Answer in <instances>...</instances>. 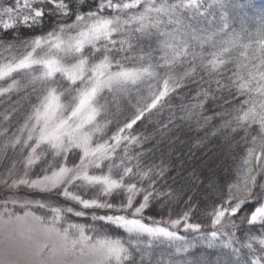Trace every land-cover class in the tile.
Segmentation results:
<instances>
[{"label":"snow or ice","instance_id":"snow-or-ice-1","mask_svg":"<svg viewBox=\"0 0 264 264\" xmlns=\"http://www.w3.org/2000/svg\"><path fill=\"white\" fill-rule=\"evenodd\" d=\"M251 7L242 0H0V50L9 54L0 58V97L20 90L14 74L31 87L23 122L0 129V151L19 149L23 157L4 186L105 210L91 213L86 228L63 215L86 218L85 211L15 195L0 200V264H55L77 249L93 264H264V12L249 16L243 10ZM173 94L191 98L180 106L190 126L203 130L218 118L213 136L244 133L233 178L210 185L216 195L198 222L191 197L180 211L171 207L182 197L161 186L168 166L145 162L148 137L135 131ZM209 102L216 110L204 115ZM161 203L167 218L146 214ZM160 246L167 252L153 260ZM197 248L206 251L189 258Z\"/></svg>","mask_w":264,"mask_h":264},{"label":"trees","instance_id":"trees-1","mask_svg":"<svg viewBox=\"0 0 264 264\" xmlns=\"http://www.w3.org/2000/svg\"><path fill=\"white\" fill-rule=\"evenodd\" d=\"M4 2H7V0H4ZM88 2L90 3L91 0H88ZM242 2L251 3V8L243 10L249 16H258L264 12V0H242ZM235 14L242 13L237 10ZM25 35L27 33L21 30V36ZM8 55V53L0 50V58ZM14 75L20 80V90L0 97V129L11 125L13 131L23 122L24 114L30 110L29 97L31 96V87H23L26 84V77L18 74ZM0 84H3V82ZM32 98L34 99V97ZM190 99V97H178L173 94L172 99L162 110L155 112L150 120L146 119L141 122L135 131L142 136L148 137L143 145L145 162L159 165L163 160L168 166L166 183L161 181V186H163L165 191L170 188L182 197L179 204L173 202L171 207L178 212L184 208V200L191 197L193 205L198 206V210L193 216V222H198L203 220L204 208L211 206V202L216 195L210 185L223 186L228 180L233 178L235 166L239 164L240 156L244 151L243 141L241 140L244 133L241 131L232 134L229 130L225 135L218 133L213 136L212 132L220 124L218 118L213 120L203 130H198L194 121L190 126L188 122L181 119L184 113L180 107L182 103H189ZM109 103H112L110 97ZM214 110H216V104L209 102L204 115H212ZM5 115L9 116L8 121L4 120ZM170 119L172 123H169ZM197 141H200V143H197ZM3 143L4 138H0V146ZM238 144L239 147L237 146ZM14 162L16 163V168L21 171L23 157L19 149L13 150L9 147L5 151H0V175L11 168ZM41 167V164H37L34 173H39ZM15 194L30 200L42 201L51 207L61 209L72 207L75 210L85 211L89 213L86 218H78L69 213L64 214V217L67 221L83 223L86 228L93 224L91 213L103 214L105 211L100 209H81L79 205L55 193H41L21 187L16 190ZM92 195L93 193L90 191L87 193L88 198H91ZM168 210L169 206L161 203L148 209L146 214L156 218H167ZM112 235L124 236L122 232L118 233L116 230H112ZM237 235L243 238V231L238 232ZM205 251L203 248H197L189 258L198 257ZM166 252V247H156L152 259L158 260L160 259V254ZM209 255L215 258L214 253H209Z\"/></svg>","mask_w":264,"mask_h":264},{"label":"rangeland","instance_id":"rangeland-1","mask_svg":"<svg viewBox=\"0 0 264 264\" xmlns=\"http://www.w3.org/2000/svg\"><path fill=\"white\" fill-rule=\"evenodd\" d=\"M8 170L6 172H4V174L0 175V200H2L4 198H12L13 195H15L16 198L21 199V200H30L28 198L16 195L15 192L18 188L10 190L4 186L3 181L5 179H8V177H9ZM17 172L18 173L20 172L19 169H17ZM21 187L28 189L24 186H20L19 188H21ZM36 192H38V191H36ZM49 207H51V206H49ZM38 209L39 208H33L31 210L33 212H35L37 215H45L48 217H50L52 215V213L49 212L47 209H41V210H38ZM61 210H63V209H61ZM17 212H18V214H22L23 210L17 209ZM64 214H67V213H63V215ZM188 235H191V234H188ZM0 239H2V237H0ZM2 258H4L3 257V249L0 248V259H2ZM93 260H94V258L92 256H90L86 251L82 254L79 251V249H77L76 252L68 254V255H57V257H55V264H93Z\"/></svg>","mask_w":264,"mask_h":264}]
</instances>
